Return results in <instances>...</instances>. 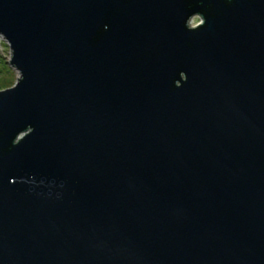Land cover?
<instances>
[{"label": "water", "instance_id": "water-1", "mask_svg": "<svg viewBox=\"0 0 264 264\" xmlns=\"http://www.w3.org/2000/svg\"><path fill=\"white\" fill-rule=\"evenodd\" d=\"M0 35V264H264V0H0Z\"/></svg>", "mask_w": 264, "mask_h": 264}, {"label": "rangeland", "instance_id": "rangeland-1", "mask_svg": "<svg viewBox=\"0 0 264 264\" xmlns=\"http://www.w3.org/2000/svg\"><path fill=\"white\" fill-rule=\"evenodd\" d=\"M199 22L200 18L198 16H193L190 20L191 26H194ZM10 52L6 40L0 35V89L12 86L19 77L18 71L9 65L8 61L10 59Z\"/></svg>", "mask_w": 264, "mask_h": 264}, {"label": "trees", "instance_id": "trees-1", "mask_svg": "<svg viewBox=\"0 0 264 264\" xmlns=\"http://www.w3.org/2000/svg\"><path fill=\"white\" fill-rule=\"evenodd\" d=\"M8 82V81H7ZM10 85V84H9Z\"/></svg>", "mask_w": 264, "mask_h": 264}]
</instances>
